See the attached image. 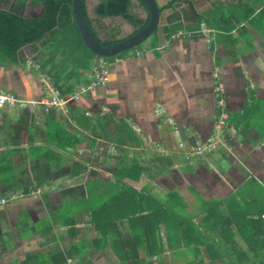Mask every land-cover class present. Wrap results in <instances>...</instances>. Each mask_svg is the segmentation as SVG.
I'll return each instance as SVG.
<instances>
[{"label": "crops", "instance_id": "obj_1", "mask_svg": "<svg viewBox=\"0 0 264 264\" xmlns=\"http://www.w3.org/2000/svg\"><path fill=\"white\" fill-rule=\"evenodd\" d=\"M132 1L133 13L148 18ZM179 1L158 0L164 44L155 33L102 62L103 85L91 87L95 57L86 69L83 56L54 57L41 41L21 47L14 60L0 48V93L26 103L0 107V200H7L0 204V264L190 263L193 248L171 246L162 225L150 243L152 223L115 218L121 212L111 206L123 187L162 204L181 229L188 221L199 230L211 215L235 231L227 225L235 207L247 212L252 197L264 194V21H253L264 3L187 0L174 10ZM98 4L86 0L101 41L136 32L122 17L99 18ZM0 6L25 19L44 12L17 0ZM201 23L218 32L215 42L170 41L173 31ZM137 50L146 52L137 57ZM220 83L236 135L225 149L187 161L179 144L189 148L214 133ZM53 99L68 102L61 108ZM166 227L175 229L170 221Z\"/></svg>", "mask_w": 264, "mask_h": 264}, {"label": "trees", "instance_id": "obj_2", "mask_svg": "<svg viewBox=\"0 0 264 264\" xmlns=\"http://www.w3.org/2000/svg\"><path fill=\"white\" fill-rule=\"evenodd\" d=\"M259 1L262 4L264 3V0ZM17 2L21 6H24L28 2L32 6L43 5L44 12L40 18L25 19L22 17V14H19V12L17 14L14 10L10 12L0 10L1 56L14 60V57L18 56V50L21 47L34 45L41 41L43 47L53 51L54 57L61 56L63 53L66 55L79 54L83 56L85 67L88 69L86 64L92 62L95 55L88 49L80 36L72 11L73 0H17ZM138 4L136 7H143L145 9L141 0L138 1ZM133 6L132 0H99V4L95 8V14L99 18L122 17L138 32L146 27L150 18L148 16V18L142 19L138 14H134L132 11ZM83 13L93 35L101 45L110 46L123 40L117 39V31L105 41H101L98 38V32L88 20L86 0H83ZM247 16L248 14L245 15V18ZM253 21H257L258 23L264 21V9ZM178 30L173 32L175 33ZM6 54L8 55L6 56ZM113 59L106 58L103 60V63ZM236 128H238V125ZM254 183L257 187L259 186L258 190L263 189L260 183ZM111 207H114L117 213L121 212L115 217L116 219L119 218V221L128 220L132 222L152 223L154 229L149 231L150 243L153 241L155 243L152 237L156 235L159 226L162 225L167 232H165L167 241L171 246L179 247L181 244H178V242L182 241L184 247H192L194 250V260L186 264H264L263 193L262 196L252 197L251 210L244 212V208L241 206L235 207L234 213L231 214V218L227 222L229 227L233 225L236 227L235 231L222 226L223 223L219 224L218 220H214L211 215H209V222L205 220L201 224L203 230H199L196 225L188 221H182L181 229L179 224L174 220L173 215L164 213L162 204L152 198L141 196L127 187H123L120 190L118 197ZM147 211L148 213L145 214L144 212ZM137 215L141 216L136 218L135 216ZM168 221L175 226V229L168 231L166 227ZM94 222L97 221L95 220ZM202 231L206 234L209 233L211 236L206 238L202 234ZM144 234L147 237V231ZM215 239L218 240V243L213 242ZM157 252H159V247L156 244L155 254Z\"/></svg>", "mask_w": 264, "mask_h": 264}, {"label": "built area", "instance_id": "obj_3", "mask_svg": "<svg viewBox=\"0 0 264 264\" xmlns=\"http://www.w3.org/2000/svg\"><path fill=\"white\" fill-rule=\"evenodd\" d=\"M218 32L213 28L209 27L206 23H201L196 29L186 30L180 29L177 32L170 34V41H175L178 39H191L195 37H202L209 43L215 42ZM146 51L137 50L136 56L142 57ZM91 83V87L97 85H103L107 82V72L102 70L101 73H97L96 77ZM217 93H219L218 106L220 108V113L218 116L217 124L214 129V133L204 142H198L195 145L187 148L184 143H180L179 147L182 149V157L190 161L196 158H202L207 155L213 154L216 151L223 150L227 147L229 139L236 135V130L233 127H229L227 122V103L224 96V85L220 83L218 88H216ZM68 101L53 99L49 104L56 107L64 108ZM20 104L22 107L26 106L25 102L19 100L12 93H0V107H14ZM6 199H1L0 204H6Z\"/></svg>", "mask_w": 264, "mask_h": 264}, {"label": "water", "instance_id": "obj_4", "mask_svg": "<svg viewBox=\"0 0 264 264\" xmlns=\"http://www.w3.org/2000/svg\"><path fill=\"white\" fill-rule=\"evenodd\" d=\"M186 1L187 0H180L178 3L179 5H173V9L176 10L181 7V5H184ZM141 2L144 4L150 18L146 27L136 32L134 35L123 39L119 43L110 46H103L93 35L87 24L83 13V0H73L72 11L74 19L77 23L83 42L95 55L94 68L98 73H101L103 70L102 62L104 59L114 58L120 54L139 48L155 33L158 36L159 45L164 44L166 33L163 30L164 13L160 11L161 4L158 0H141ZM0 9L2 10L3 8L0 6Z\"/></svg>", "mask_w": 264, "mask_h": 264}]
</instances>
